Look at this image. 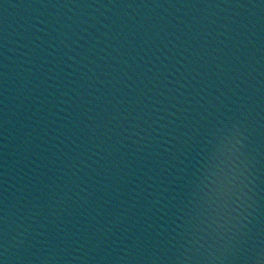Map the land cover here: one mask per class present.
Wrapping results in <instances>:
<instances>
[{
	"label": "water",
	"instance_id": "obj_1",
	"mask_svg": "<svg viewBox=\"0 0 264 264\" xmlns=\"http://www.w3.org/2000/svg\"><path fill=\"white\" fill-rule=\"evenodd\" d=\"M4 264H264V0H0Z\"/></svg>",
	"mask_w": 264,
	"mask_h": 264
},
{
	"label": "snow or ice",
	"instance_id": "obj_2",
	"mask_svg": "<svg viewBox=\"0 0 264 264\" xmlns=\"http://www.w3.org/2000/svg\"><path fill=\"white\" fill-rule=\"evenodd\" d=\"M0 264H4V260L3 259H0Z\"/></svg>",
	"mask_w": 264,
	"mask_h": 264
}]
</instances>
